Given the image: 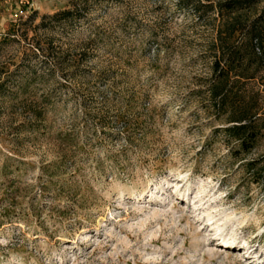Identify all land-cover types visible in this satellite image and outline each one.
I'll use <instances>...</instances> for the list:
<instances>
[{"label":"rangeland","instance_id":"obj_1","mask_svg":"<svg viewBox=\"0 0 264 264\" xmlns=\"http://www.w3.org/2000/svg\"><path fill=\"white\" fill-rule=\"evenodd\" d=\"M220 25L179 0H0V264H264V129L240 152L213 107ZM254 76L236 88L264 116Z\"/></svg>","mask_w":264,"mask_h":264},{"label":"trees","instance_id":"obj_2","mask_svg":"<svg viewBox=\"0 0 264 264\" xmlns=\"http://www.w3.org/2000/svg\"><path fill=\"white\" fill-rule=\"evenodd\" d=\"M179 3L197 12L216 11L221 16L222 27L216 43L221 52L216 53L215 77L208 92L216 111L233 123L224 129L227 136L237 142L240 152L249 153L262 134L264 116L259 101L251 94L245 100L236 86L242 84L243 78L255 77L254 71L264 67V5L258 8L264 0H179ZM261 161H249L248 170H257Z\"/></svg>","mask_w":264,"mask_h":264}]
</instances>
